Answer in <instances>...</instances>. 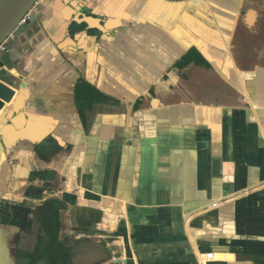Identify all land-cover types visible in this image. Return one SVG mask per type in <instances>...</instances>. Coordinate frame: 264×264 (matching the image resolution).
<instances>
[{"label": "crops", "instance_id": "1", "mask_svg": "<svg viewBox=\"0 0 264 264\" xmlns=\"http://www.w3.org/2000/svg\"><path fill=\"white\" fill-rule=\"evenodd\" d=\"M37 3L1 54L0 264L40 212L72 264H264V0Z\"/></svg>", "mask_w": 264, "mask_h": 264}, {"label": "trees", "instance_id": "2", "mask_svg": "<svg viewBox=\"0 0 264 264\" xmlns=\"http://www.w3.org/2000/svg\"><path fill=\"white\" fill-rule=\"evenodd\" d=\"M192 54L186 56L179 65H184L190 61ZM90 89L91 97L96 95L98 100H105L103 96L94 89ZM82 111V110H81ZM39 220L42 225L45 237L39 238V244L35 254L28 255L30 264L36 263L40 259H46L47 264H72L71 254L59 241V231L61 229V222L58 214L53 213L47 215L44 212L39 213Z\"/></svg>", "mask_w": 264, "mask_h": 264}, {"label": "water", "instance_id": "3", "mask_svg": "<svg viewBox=\"0 0 264 264\" xmlns=\"http://www.w3.org/2000/svg\"><path fill=\"white\" fill-rule=\"evenodd\" d=\"M39 0H0V46L16 31ZM31 17V16H30ZM25 23L30 22L32 18ZM4 63L0 55V74Z\"/></svg>", "mask_w": 264, "mask_h": 264}, {"label": "built area", "instance_id": "4", "mask_svg": "<svg viewBox=\"0 0 264 264\" xmlns=\"http://www.w3.org/2000/svg\"><path fill=\"white\" fill-rule=\"evenodd\" d=\"M31 16V11L29 12V14L25 17V20L22 21V23H24L27 19H29V17ZM7 41V40H6ZM6 41L0 46V55L6 51V47H5V43ZM213 254H209L208 257L209 258H213Z\"/></svg>", "mask_w": 264, "mask_h": 264}, {"label": "rangeland", "instance_id": "5", "mask_svg": "<svg viewBox=\"0 0 264 264\" xmlns=\"http://www.w3.org/2000/svg\"><path fill=\"white\" fill-rule=\"evenodd\" d=\"M39 1H40V0H39ZM39 1H38V2H39ZM37 4H38V3H37ZM37 4H36V5H37ZM34 7H35V6H34Z\"/></svg>", "mask_w": 264, "mask_h": 264}]
</instances>
